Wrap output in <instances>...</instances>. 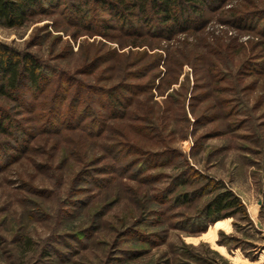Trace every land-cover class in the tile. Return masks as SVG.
I'll list each match as a JSON object with an SVG mask.
<instances>
[{
    "label": "rangeland",
    "instance_id": "1",
    "mask_svg": "<svg viewBox=\"0 0 264 264\" xmlns=\"http://www.w3.org/2000/svg\"><path fill=\"white\" fill-rule=\"evenodd\" d=\"M260 8L264 0H253V4L227 0L207 13L200 31L180 34L171 43L199 51L195 72L205 78L197 83L195 72L185 65L178 83L161 93L154 90L149 105L154 106L157 123L161 109L170 108L169 125L158 129L155 142L139 146L132 127L146 116L143 105L149 95L145 93L136 99L142 104L130 105L131 118L105 119L123 124L130 142L148 150L144 170L138 154L116 152V166L128 163L127 170L102 174L106 161L97 145L100 141L80 143L82 130L63 132L58 122L62 135L36 133L28 153L1 167L0 264H264V71L257 69L264 62V34L228 21L235 9ZM56 16L39 15L18 28L0 25V40L24 48L33 33L43 34L48 25L53 36L33 50L95 85L83 90L87 101L91 99L105 116V105L100 107L93 100L102 98L104 103L106 89L117 84V79H109L108 66L114 62L100 64L85 76L80 71L84 53L78 51L79 47L98 48L102 36L85 34L71 41L64 31L51 28ZM57 34L63 42L54 44ZM68 42L74 52L61 54ZM106 45L118 48L116 42ZM128 50L119 49L123 54ZM215 62L221 68L227 65L224 76L207 71ZM184 83L189 86L181 103L190 120L187 125L175 95ZM107 135L124 140L111 131ZM188 165L223 186L215 184L190 202L177 204L176 194L194 191L205 180L201 183L197 177L190 186L176 185ZM224 188L239 198L244 211L207 225L183 227L212 192Z\"/></svg>",
    "mask_w": 264,
    "mask_h": 264
},
{
    "label": "trees",
    "instance_id": "2",
    "mask_svg": "<svg viewBox=\"0 0 264 264\" xmlns=\"http://www.w3.org/2000/svg\"><path fill=\"white\" fill-rule=\"evenodd\" d=\"M226 1L0 0V25L18 28L34 21L39 15H57L52 21L51 28L62 31V34L64 31L70 36L71 41L75 42L85 34L90 37L96 34L102 36L98 48L79 47L78 51L84 53L80 71L86 76L100 64L114 62L106 68L111 71L109 79L118 81L116 85L106 89L104 103L102 98L96 97L93 100L100 107L105 105L104 116V112L96 108L91 99L87 101V95L83 90L84 86L94 89L95 85L77 78L73 75L74 72L51 64L42 54L33 50L39 42L53 36L48 25L44 26L46 32L43 34L33 33L24 48L0 40V168L14 163L24 153H28L37 137L36 133L62 135L60 131L62 127L63 132L75 131L76 128L82 130L80 143L100 141L97 145L103 150L106 161L100 169L102 174L114 175L119 170H127L125 164L128 163L121 167L116 166L119 156L116 152H121L125 156L138 154L140 165H143L141 170H144L148 164L145 161L149 154L148 150L135 147V143L130 142L128 135L122 130L123 124H113L107 120L131 118L133 113L130 112V105L136 104L138 107V103L142 104V101L136 99L145 93L149 95L148 104L143 105L146 116L139 124H132V127L136 130L135 137H138L139 146L155 142L158 129L169 125L166 115L170 108L165 106L161 109L157 123L153 114L154 106L149 105L153 102L154 90L161 93L165 88L178 83L184 66L188 65L195 72L198 61L201 60V57L195 55L199 54V51L195 52L193 47L187 51L171 43L177 42L180 34L200 31L202 24L208 19L207 13L221 7ZM245 1L253 4V0ZM228 21L236 25L241 24V27L251 26L264 34V8L245 11L235 9ZM72 27H75L74 30H71ZM62 39L61 34H57L53 43L63 42ZM108 42H116L118 48L107 46ZM126 47L129 49L128 54L119 51ZM261 47L264 53V44ZM134 48L143 49L137 51ZM63 52H74L69 42L62 48L61 54ZM225 68H221L215 62L207 71L214 76L219 74L224 76L227 71ZM257 69L264 71V62ZM203 78L205 74L196 75L197 83L203 81ZM180 87L181 90L176 91L175 95L178 94L180 113L187 125L190 120L187 119L181 103L189 86L184 83ZM193 113L196 114V111L193 110ZM57 122L60 128L56 126ZM108 131L117 133L124 140H113L112 135L108 137ZM169 158L168 162L171 161ZM197 177L201 183L205 179L204 182L194 191L182 190L176 194L174 200L177 204L190 202L195 195L203 194L205 189L211 186L214 189L215 184L219 185L218 187L223 186L222 183L218 184L215 180L205 178L189 165L187 170L178 176L175 184L190 186ZM169 191L164 193L166 198L170 195ZM86 201L87 199L84 200V205ZM239 211H244L243 204L231 190L224 188L212 192V196L197 213L190 220L183 222L186 224H183V227L207 225L208 222H214Z\"/></svg>",
    "mask_w": 264,
    "mask_h": 264
}]
</instances>
